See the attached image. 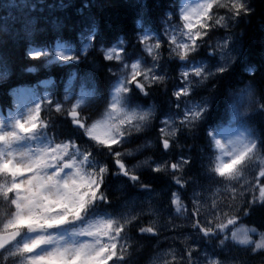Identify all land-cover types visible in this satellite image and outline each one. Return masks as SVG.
<instances>
[{"label":"clouds","instance_id":"obj_1","mask_svg":"<svg viewBox=\"0 0 264 264\" xmlns=\"http://www.w3.org/2000/svg\"><path fill=\"white\" fill-rule=\"evenodd\" d=\"M14 2L0 264H264V0Z\"/></svg>","mask_w":264,"mask_h":264},{"label":"trees","instance_id":"obj_2","mask_svg":"<svg viewBox=\"0 0 264 264\" xmlns=\"http://www.w3.org/2000/svg\"><path fill=\"white\" fill-rule=\"evenodd\" d=\"M9 8L14 9L15 8V2L14 0H10V4H9ZM258 10H260V6L258 5ZM109 12H112V9H108ZM12 12H9L8 15H12ZM125 13L123 12V10L119 11L116 14V18L114 20V23H120L123 19H124ZM0 18H6L4 16V13L2 11H0ZM254 39V38H253ZM258 215H262L264 216V213H258Z\"/></svg>","mask_w":264,"mask_h":264},{"label":"snow or ice","instance_id":"obj_3","mask_svg":"<svg viewBox=\"0 0 264 264\" xmlns=\"http://www.w3.org/2000/svg\"><path fill=\"white\" fill-rule=\"evenodd\" d=\"M25 99H26L25 95H24V94H21V96H20V100H21V102H24ZM165 143H166V142H165ZM172 167H173V168H176V165L173 164ZM262 193H264V189H262ZM230 222H231V221H230Z\"/></svg>","mask_w":264,"mask_h":264}]
</instances>
